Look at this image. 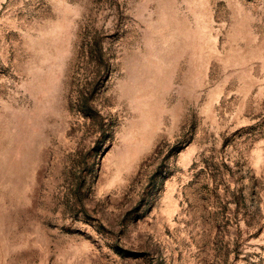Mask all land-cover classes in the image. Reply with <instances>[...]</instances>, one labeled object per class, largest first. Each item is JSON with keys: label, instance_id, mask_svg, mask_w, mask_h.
<instances>
[{"label": "rangeland", "instance_id": "1", "mask_svg": "<svg viewBox=\"0 0 264 264\" xmlns=\"http://www.w3.org/2000/svg\"><path fill=\"white\" fill-rule=\"evenodd\" d=\"M0 264H264V0H0Z\"/></svg>", "mask_w": 264, "mask_h": 264}]
</instances>
